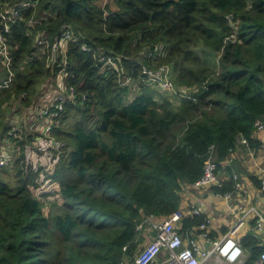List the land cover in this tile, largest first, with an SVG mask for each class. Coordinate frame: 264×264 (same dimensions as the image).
I'll return each instance as SVG.
<instances>
[{
  "label": "trees",
  "instance_id": "1",
  "mask_svg": "<svg viewBox=\"0 0 264 264\" xmlns=\"http://www.w3.org/2000/svg\"><path fill=\"white\" fill-rule=\"evenodd\" d=\"M13 9L16 17L3 18L13 73L0 86V145L11 154L0 164V264H118L125 255L132 262L146 223L138 225L182 205L210 150L225 175L212 192L234 188V169L260 185L222 162L241 136L260 146L253 131L264 117V0H0V19ZM64 29L75 39L47 65ZM37 31L47 51L34 42ZM165 63L174 83L191 89L179 103L142 83L131 97L119 80ZM57 73L62 92L71 85L73 95L37 140L12 115L44 99L38 79ZM7 76L0 61V83ZM204 216H183L181 233ZM241 244L244 264L264 250L252 231Z\"/></svg>",
  "mask_w": 264,
  "mask_h": 264
},
{
  "label": "built area",
  "instance_id": "2",
  "mask_svg": "<svg viewBox=\"0 0 264 264\" xmlns=\"http://www.w3.org/2000/svg\"><path fill=\"white\" fill-rule=\"evenodd\" d=\"M44 18L45 14L43 13ZM16 17L17 11L15 9L10 10L9 15L1 13L0 19V61L8 69V76L0 86H7L12 76V70L10 68L11 58L10 50L7 44L4 32L9 28L7 21L4 17ZM31 22L36 25L39 22L38 18H32ZM67 39L74 40V33L70 29H64L59 38L55 39L51 44L50 55L46 60V64L51 63L57 65L59 57V51L63 49L62 43ZM34 42L37 44L39 49L44 50L48 46V41L45 33L42 31H37L34 37ZM83 49L91 50L92 48L86 44L81 45ZM61 48V50H60ZM101 57L100 59H103ZM112 57H106V62L114 64L111 60ZM121 84L126 85L129 90L134 91L140 83L149 85L151 88L156 89L159 93L164 94L171 101L176 103L180 102V98L189 95L191 89L186 86L176 85L173 79L172 65L165 63L157 68H147L142 64L141 76L135 79L124 74L121 78ZM63 88V84H62ZM73 86L67 88V92H62L57 96L55 102L46 107L43 112L47 111L48 121L45 120L46 116L39 110H37L38 117L42 118V127L46 130L52 128V125L56 121L59 115V111L62 109V100L66 96L72 97ZM136 92H134L135 94ZM133 94V95H134ZM130 96L132 97L131 93ZM56 109H53V107ZM46 124V125H43ZM264 131V117L262 119L256 120L254 123V131ZM237 143L247 144V139L243 136L238 138ZM229 148V153L235 149V146ZM260 146L264 147V143L260 141ZM229 153L225 159L228 160ZM10 152L2 147L0 149V164H6L10 161ZM216 162L212 156V151H209L208 156L204 160L202 173L196 178L189 186L193 188H208L213 185H220L221 179L218 177L216 171ZM260 188L264 195V171L258 177ZM234 188L231 191H227L223 194L213 192L222 195L226 198L231 196H241L242 191L240 189L241 184L237 175L233 173ZM212 192V191H211ZM188 209L177 208L170 214L166 216L157 217L155 215H148L145 217L142 224L138 227H143L146 223L147 229L154 230V233L145 235V231L142 230V237L148 236V240L140 241V246L138 245L137 251L133 255V261H128V256L125 257L118 264H150L152 262L157 263V256L162 251L165 250L166 256L164 259L165 264H215L225 263V264H244L247 259V252L241 244V237L244 233L240 232L241 227L246 223H251L252 232L259 238V243L264 244V201L260 203L248 202V203H237L232 208L233 216L230 219L225 217L224 222L226 223V229L222 230L219 223L217 225L213 224V216L204 213V207L201 203H194L191 201ZM205 214L204 219L192 227L194 230L190 231V235H183L179 229V222L183 216L187 214ZM229 221V222H228ZM214 229L216 235L214 237L209 236L210 230ZM175 245V247H173ZM229 245L234 247L230 248ZM239 249V255L235 260H231L233 252ZM184 253H189L190 255L185 256ZM248 264H264V250H261L259 254L251 259Z\"/></svg>",
  "mask_w": 264,
  "mask_h": 264
},
{
  "label": "crops",
  "instance_id": "3",
  "mask_svg": "<svg viewBox=\"0 0 264 264\" xmlns=\"http://www.w3.org/2000/svg\"><path fill=\"white\" fill-rule=\"evenodd\" d=\"M253 136L256 137L261 143H264V131L255 130ZM222 165L230 167H243L246 171L259 177L264 171V147H250L247 144L237 143L235 149L229 153L228 160L225 159ZM224 167V166H221ZM240 180L241 196H231L226 198L222 195L211 192L208 188H193L189 185L185 186L181 192V206L180 208L188 209L191 201L198 204L201 203L204 207V213L213 216V224L217 225L222 223L221 229L226 228L227 219L233 216L232 208L237 203L255 202L260 203L264 201V195L257 185L248 177L246 172L233 170ZM218 177H224V168L217 171ZM229 215V216H228ZM228 218L226 220L225 217ZM229 222V221H228ZM194 230V228L192 229ZM252 231L251 223L244 224L240 232L246 233ZM149 233V231H148ZM166 256L165 250H162L157 256L156 264H165L164 259Z\"/></svg>",
  "mask_w": 264,
  "mask_h": 264
},
{
  "label": "rangeland",
  "instance_id": "4",
  "mask_svg": "<svg viewBox=\"0 0 264 264\" xmlns=\"http://www.w3.org/2000/svg\"><path fill=\"white\" fill-rule=\"evenodd\" d=\"M45 51H47V48H44ZM50 55V52L48 53V56ZM154 62L156 63V61L154 60ZM62 73V72H61ZM50 77H42L40 79H38L37 82V86H39L40 83L44 82L43 86H46L48 88V92L45 94V98L39 100V103L37 102L36 106H33L32 108H22L19 112H16V115H12L13 117L17 118L15 121V126H17L19 129H22L23 126L27 129H31L33 131H35V133L37 134V140H39V135L40 132L43 131V133H45L46 135H49L50 130H46L44 128L41 129L42 124V118L41 117H33V113H34V109L36 107V110H39L43 113V115L46 116L45 120L48 119V114L47 111L43 112V110L46 107L51 106L55 100L57 99V96L61 93V83L63 81L62 77L59 75V73H57V75L55 76L54 79H49ZM38 89V88H37ZM131 92V91H130ZM51 93V96H49V94ZM134 94V91L131 92V95ZM37 97V95L35 96ZM5 110V112H4ZM7 111H6V107L1 108V115L3 116V114L6 115ZM48 121V120H47ZM46 125V124H43ZM59 143V140L56 138H51L50 144L53 145L54 147H56ZM6 146L5 144L0 145V149L2 147ZM145 231V235H149L151 233H154V230H150L147 228H144ZM149 231V233H148ZM148 240V236L143 237L142 241ZM140 246V245H139ZM137 251V249H136ZM211 264H215L213 262H211ZM219 264H225V263H219Z\"/></svg>",
  "mask_w": 264,
  "mask_h": 264
},
{
  "label": "clouds",
  "instance_id": "5",
  "mask_svg": "<svg viewBox=\"0 0 264 264\" xmlns=\"http://www.w3.org/2000/svg\"><path fill=\"white\" fill-rule=\"evenodd\" d=\"M175 247V245H173ZM230 248L234 247L233 245H229ZM185 256L190 255L189 253H184ZM239 255V249H236L235 252H233L232 256L230 257L231 260H235L236 257Z\"/></svg>",
  "mask_w": 264,
  "mask_h": 264
}]
</instances>
